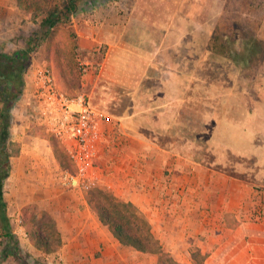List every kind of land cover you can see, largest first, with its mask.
Returning a JSON list of instances; mask_svg holds the SVG:
<instances>
[{
    "label": "crops",
    "instance_id": "0c3cea01",
    "mask_svg": "<svg viewBox=\"0 0 264 264\" xmlns=\"http://www.w3.org/2000/svg\"><path fill=\"white\" fill-rule=\"evenodd\" d=\"M0 5L5 22L20 9L14 0ZM69 16L87 64L77 93L108 116L96 183L132 205L181 264L196 256L204 264H264V191L210 162L226 140L209 134V114L194 118L210 108L204 92L195 99L198 83L211 86L195 57L196 48L211 53L221 16L215 0H75ZM25 85L30 94L31 77ZM22 152L11 188L24 191L19 204L37 203L54 220L62 245L52 254L61 264H158L156 254L122 245L84 192L54 176L47 154L34 162L36 153ZM35 169L43 176L32 180Z\"/></svg>",
    "mask_w": 264,
    "mask_h": 264
},
{
    "label": "rangeland",
    "instance_id": "374dc122",
    "mask_svg": "<svg viewBox=\"0 0 264 264\" xmlns=\"http://www.w3.org/2000/svg\"><path fill=\"white\" fill-rule=\"evenodd\" d=\"M36 3L42 5L41 0H36ZM215 3L218 4V10L221 12L218 33L221 36L225 35L223 39L225 38L224 42L229 49L238 42L237 38L233 36L235 27L242 28L243 33L255 32L264 41V0H215ZM5 18L8 19L6 22L0 16V52L15 55L31 49L28 53L30 64L23 74V93L11 110L9 132L11 141L14 143L11 149L14 151L18 146L19 153L10 158V174L12 173V164L20 153L23 154L22 149L25 148L28 152L36 153L31 157L34 162H36L35 160L42 161L40 157L47 154L48 165L53 170L54 176L60 178V170L63 165L55 155L57 148L55 144L60 145L61 142L35 122L33 104L25 84L34 68L36 69L40 64H46L57 84L66 93L75 95L80 90L78 88L81 74L87 68V64L84 62L85 55L77 49L74 43L73 32L69 28L70 23H59L48 30L47 34H43L39 30L38 22L34 23L29 20L28 15L23 13L21 8L17 12L6 13ZM195 61L196 63L203 62L205 65L202 72L210 73L209 83L211 86L207 88L204 83L196 82L199 87L195 88V99L204 92L208 96L205 99L210 102V108H208L209 112H195L194 118L197 119L203 115L206 117V121L210 118L209 134L213 138H219L220 141L222 138L226 140L218 145L219 148L222 147L221 149L215 148V151H212L210 162L213 161L216 167L226 164L224 166L226 171L244 175L254 188H261L264 191V56L259 65L246 74V80L241 79L238 69L231 60L215 51L208 54L204 48H196ZM84 65L85 69H82L81 67ZM224 87L227 91L222 90ZM196 123L200 122L196 120ZM202 129L204 128L196 126V130ZM228 138L232 139L235 144L228 145ZM230 146L238 147L237 153L232 152ZM224 148H227L228 151ZM222 149L223 151L220 153ZM57 165L59 169L56 168ZM24 172L27 174L28 169L25 168ZM38 173H40L38 169H35L27 176H30L32 180L39 179L43 174H41L42 171L39 175H37ZM10 174L4 184L5 199L10 226L19 242L18 252L21 260L13 256L12 244L8 243L6 239L0 238V264H61L57 254L53 256L52 252L46 253L37 249L30 240L27 225L23 223V208L28 205L35 206L34 209H29V213L33 214L35 223H44L43 226L47 222L46 215H37L36 211L41 209L37 203L27 202L22 205L18 203L19 197L24 191L18 194V190L11 188ZM102 189L107 193L100 192ZM83 194L87 202L90 194H96L99 202L109 206L118 216L121 215L124 219L129 220L135 227H137L138 219L142 220V226L146 223L128 202L116 196L108 188H102V185L99 186L98 183H95L90 190ZM91 209L98 216L97 211L92 207ZM45 213L49 216L48 212L45 211ZM99 220L112 232V229L104 221L100 218ZM148 226L150 228L151 225L148 224ZM117 239L124 246L128 245L138 249L135 245ZM156 259L158 264H167L171 259L181 264L168 252H165L161 257L156 254ZM193 259L194 264H197L200 258L196 256Z\"/></svg>",
    "mask_w": 264,
    "mask_h": 264
},
{
    "label": "trees",
    "instance_id": "16d2710c",
    "mask_svg": "<svg viewBox=\"0 0 264 264\" xmlns=\"http://www.w3.org/2000/svg\"><path fill=\"white\" fill-rule=\"evenodd\" d=\"M23 13L28 15L29 20L34 23L38 22L39 30L43 34H47L55 25L59 23H69V14L75 11V0H41L42 5L36 3V0H14ZM2 14V6L0 5V16ZM41 19L40 21H38ZM219 24L212 34L211 51H215L229 60H231L242 80H246V74L256 68L262 61L264 56V41L258 37L255 32L243 33L242 28L235 27L233 36L238 42L232 48H228L223 39L224 36L219 35ZM240 43V45H239ZM228 49V50H227ZM31 50L30 48L28 49ZM29 51H21L15 55L0 52V238L6 239L12 244V254L15 258L19 257V242L13 234L10 226V217L7 213V202L5 199L4 184L6 178L10 174L11 164L10 158L19 153V147L13 151L11 149L14 143L10 138L11 110L17 99L23 93L25 69L30 64ZM54 139V138H53ZM59 143V142H58ZM57 146L55 155L63 168L74 171L64 146L60 143ZM103 194L107 192L100 190ZM92 194V193H91ZM88 196L89 205L95 209L99 218L104 221L111 229L113 234L121 241L135 245L138 249L163 256L165 252L152 234L148 224H144L138 219L137 227L132 222L118 216L111 208L98 201L96 194ZM100 194V193H98ZM131 208H134L130 205ZM35 206L28 205L23 208V223L26 224L28 235L34 246L46 253L54 252L62 245V240L54 220L47 216L44 210H37V215H46L47 222L35 223L33 214L29 213V209ZM33 212V211H32ZM133 212V210H131ZM34 213V212H33ZM135 214V213H134ZM133 214V216H135ZM36 215V216H37ZM37 218V217H35ZM21 260V259H20ZM167 264H179L174 260H169ZM197 264H204L201 260Z\"/></svg>",
    "mask_w": 264,
    "mask_h": 264
},
{
    "label": "built area",
    "instance_id": "2783aa9c",
    "mask_svg": "<svg viewBox=\"0 0 264 264\" xmlns=\"http://www.w3.org/2000/svg\"><path fill=\"white\" fill-rule=\"evenodd\" d=\"M30 77L35 122L64 145L74 166L73 172L61 171L62 184L86 193L98 181L97 159L105 136L102 125L108 116L91 104L85 92L66 93L46 64L34 68Z\"/></svg>",
    "mask_w": 264,
    "mask_h": 264
}]
</instances>
